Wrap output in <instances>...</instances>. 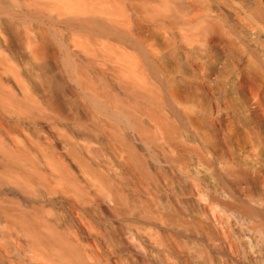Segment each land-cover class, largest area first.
<instances>
[{
  "label": "bare ground",
  "instance_id": "obj_1",
  "mask_svg": "<svg viewBox=\"0 0 264 264\" xmlns=\"http://www.w3.org/2000/svg\"><path fill=\"white\" fill-rule=\"evenodd\" d=\"M0 264H264V0H0Z\"/></svg>",
  "mask_w": 264,
  "mask_h": 264
}]
</instances>
